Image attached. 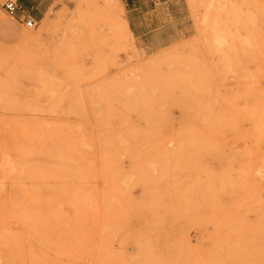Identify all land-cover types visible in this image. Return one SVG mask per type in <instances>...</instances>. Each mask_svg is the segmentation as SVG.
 <instances>
[{
    "label": "rangeland",
    "instance_id": "rangeland-1",
    "mask_svg": "<svg viewBox=\"0 0 264 264\" xmlns=\"http://www.w3.org/2000/svg\"><path fill=\"white\" fill-rule=\"evenodd\" d=\"M30 1L0 8V264H264V0Z\"/></svg>",
    "mask_w": 264,
    "mask_h": 264
},
{
    "label": "built area",
    "instance_id": "built-area-1",
    "mask_svg": "<svg viewBox=\"0 0 264 264\" xmlns=\"http://www.w3.org/2000/svg\"><path fill=\"white\" fill-rule=\"evenodd\" d=\"M0 8L8 16L18 18L28 27H32L36 24V20L21 7L19 0H0Z\"/></svg>",
    "mask_w": 264,
    "mask_h": 264
},
{
    "label": "crops",
    "instance_id": "crops-1",
    "mask_svg": "<svg viewBox=\"0 0 264 264\" xmlns=\"http://www.w3.org/2000/svg\"><path fill=\"white\" fill-rule=\"evenodd\" d=\"M21 2H23L24 5H25L26 7H31V6H30V5H31V1H30V0H19V4H20L21 7H22ZM22 8H23V7H22Z\"/></svg>",
    "mask_w": 264,
    "mask_h": 264
},
{
    "label": "bare ground",
    "instance_id": "bare-ground-1",
    "mask_svg": "<svg viewBox=\"0 0 264 264\" xmlns=\"http://www.w3.org/2000/svg\"><path fill=\"white\" fill-rule=\"evenodd\" d=\"M123 23H124V22H123ZM257 80H258V79L254 77V79H253V83H258ZM257 85H258V84H257Z\"/></svg>",
    "mask_w": 264,
    "mask_h": 264
}]
</instances>
